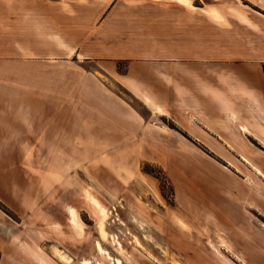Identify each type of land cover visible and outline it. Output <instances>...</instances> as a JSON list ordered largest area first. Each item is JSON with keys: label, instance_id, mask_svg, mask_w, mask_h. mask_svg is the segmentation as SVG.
Masks as SVG:
<instances>
[{"label": "rangeland", "instance_id": "rangeland-1", "mask_svg": "<svg viewBox=\"0 0 264 264\" xmlns=\"http://www.w3.org/2000/svg\"><path fill=\"white\" fill-rule=\"evenodd\" d=\"M8 62L49 138L0 264H264V0H0Z\"/></svg>", "mask_w": 264, "mask_h": 264}, {"label": "crops", "instance_id": "crops-1", "mask_svg": "<svg viewBox=\"0 0 264 264\" xmlns=\"http://www.w3.org/2000/svg\"><path fill=\"white\" fill-rule=\"evenodd\" d=\"M72 0H69L71 3ZM177 6H180L176 4ZM182 7V6H180ZM184 8V7H183ZM185 9V8H184ZM206 16V15H205ZM36 19L39 23H43L46 20L44 14H40ZM69 17V15H68ZM208 18V17H207ZM210 19V18H209ZM249 19V18H248ZM10 20H13L10 19ZM30 14H23L22 21L27 25L23 26V33L28 28L30 31ZM70 22L74 21V18L68 19ZM211 20V19H210ZM240 20V19H239ZM212 21V20H211ZM241 21V20H240ZM251 21V20H250ZM215 22V21H213ZM243 22V21H241ZM252 22V21H251ZM254 22V21H253ZM252 22V23H253ZM218 23V22H215ZM255 27L256 24L254 22ZM14 30V26H12ZM14 32V31H13ZM43 32V33H42ZM39 29L38 36L47 38L48 34L46 27ZM62 38V34H51ZM75 49V52H79L85 57L88 54L78 49L77 46L69 45ZM70 49V48H69ZM23 50L29 51L30 47H23ZM74 52V51H73ZM126 56H123L125 58ZM121 58V57H120ZM190 69V67H189ZM7 77L0 76V183H6V188L0 186V199L5 201V198H9L10 190L14 192L9 183H22L27 180L30 175V170L27 169L31 165L30 151L32 149L46 150L48 148V130L47 123V102L48 95L46 92L38 93L34 95L32 99L30 92L25 89L27 87V78L16 79L13 63H6ZM24 86L20 88L19 86ZM39 86L46 91V78H39ZM237 97L244 100H250L249 90L246 89V95L244 93L237 94ZM36 100L40 107L43 108V115L40 117L41 125L36 126L33 123L32 117V101ZM57 111H55L56 113ZM56 117V115H55ZM42 119V120H41ZM238 122L235 121L238 126L239 132L242 131L249 133L255 138L252 132H250L248 125L244 123L239 117ZM264 144V140L260 141ZM52 144V143H51ZM5 185V184H0ZM14 185V184H13ZM6 189V190H5ZM19 196V195H18ZM6 202V201H5ZM252 204V203H250ZM14 236V225L8 221L6 214L0 209V246L10 242ZM255 238V237H254ZM262 238L258 241L261 243Z\"/></svg>", "mask_w": 264, "mask_h": 264}, {"label": "bare ground", "instance_id": "bare-ground-1", "mask_svg": "<svg viewBox=\"0 0 264 264\" xmlns=\"http://www.w3.org/2000/svg\"><path fill=\"white\" fill-rule=\"evenodd\" d=\"M182 5H185V6H190V3H191V0H174ZM256 3H261V0H255ZM238 15V14H237ZM241 20V18H239ZM241 21L245 22L244 19H242ZM252 143L250 141H248V145H251ZM253 168L255 169H258L259 173H263L262 170L260 169V167L258 165H253ZM264 174V173H263ZM263 227H264V223H262ZM56 252V255L57 257L62 261V262H65V263H70L71 261V258L69 256H67L66 254H64V252L60 249H56L55 250Z\"/></svg>", "mask_w": 264, "mask_h": 264}, {"label": "trees", "instance_id": "trees-1", "mask_svg": "<svg viewBox=\"0 0 264 264\" xmlns=\"http://www.w3.org/2000/svg\"><path fill=\"white\" fill-rule=\"evenodd\" d=\"M262 73H263V76H264V64H262Z\"/></svg>", "mask_w": 264, "mask_h": 264}]
</instances>
